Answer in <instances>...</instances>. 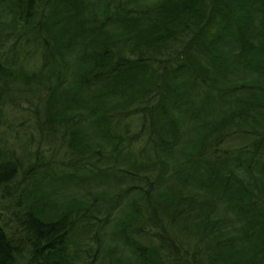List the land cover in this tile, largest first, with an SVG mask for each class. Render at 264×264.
<instances>
[{
	"label": "trees",
	"instance_id": "obj_1",
	"mask_svg": "<svg viewBox=\"0 0 264 264\" xmlns=\"http://www.w3.org/2000/svg\"><path fill=\"white\" fill-rule=\"evenodd\" d=\"M30 47L49 152L0 142V264H96L110 225L131 264H264V0H0V123Z\"/></svg>",
	"mask_w": 264,
	"mask_h": 264
},
{
	"label": "rangeland",
	"instance_id": "obj_2",
	"mask_svg": "<svg viewBox=\"0 0 264 264\" xmlns=\"http://www.w3.org/2000/svg\"><path fill=\"white\" fill-rule=\"evenodd\" d=\"M51 5H49L50 7ZM48 7V5H47ZM48 7V8H49ZM19 21L14 22V26L16 27V32L19 31ZM14 37H10V39L7 40L6 45L4 46V52L9 46L10 42L13 41ZM27 50V51H26ZM193 49L191 50V52ZM194 53V51H193ZM26 54L27 59L23 60V55ZM137 54V53H136ZM20 55V61L17 62L18 65L17 69L19 71H22V73H25V76L27 79H29V82L27 81L26 86H24L27 91L25 93H21V98L17 99L16 105L12 104H6L4 106V115L2 122L0 123V142L4 147H6L8 150H11L15 155L19 156L17 158L20 162V169L19 171L22 172L23 169H25L26 166L30 164V162L33 159V156L37 149L41 150L43 154H48L49 150H47L48 147V140L44 139L42 134L40 132H36V124H34V117L33 115H36L38 111H42L43 107L48 106L49 101V93L42 91L43 89L39 88V81L35 82V77L33 75H36V73L39 70L40 67V58H39V52L38 50H33L32 47L30 48H20L19 50ZM21 81V80H20ZM22 83V82H21ZM23 85V84H22ZM18 93V92H17ZM27 97L26 100L25 98ZM30 101V102H29ZM37 112V113H36ZM46 112V111H44ZM39 119V118H38ZM135 127H137V124H135ZM247 141L246 137L241 135L240 137L235 136V138L231 141V145H239L242 142ZM19 172V173H20ZM22 175V173H21ZM65 188L60 193H55L53 190V194H51L52 199H47V195L44 197L48 200L49 205L46 206L47 209L55 208L57 204H59V200L61 197V194L63 192V196L66 198H71L72 196H78L81 194L82 190L80 188V185L78 183L73 182L72 180L67 181ZM44 184L40 186V189L34 188L31 189H25L23 193H29L34 196L35 193L38 192L37 189H39V192H42L44 195V191H48L47 188H43ZM43 190H42V188ZM22 193V194H23ZM21 198V197H20ZM2 201L0 200V204ZM9 203V202H8ZM45 203V202H44ZM44 203L39 202L37 204V208L41 209V207L44 205ZM48 204V203H47ZM124 208L123 204H120L119 211L123 212L122 210ZM45 209L46 213L49 211ZM42 210V209H41ZM0 212H4L3 215H6V211L0 210ZM44 212V211H42ZM52 213L51 211H49ZM45 213V214H46ZM117 214V212H114ZM107 232H104V239L100 240L101 242V250H104L107 247H110L112 245L115 246V249H113V256L108 259V257H104L102 255V252H100V255L97 256V261H95L96 264H131L134 260V256L130 253L129 249L123 245L117 238L113 237L111 232V225L105 227ZM110 230V231H109ZM73 242L75 243V249H77V252L74 255V258L77 260V262L81 261H88L91 256L92 252L95 249V242L92 239H86L85 235L83 233H78L74 235ZM79 246V247H77ZM89 248L90 253H85L80 250L82 247ZM108 256V255H106ZM120 259V262L116 259Z\"/></svg>",
	"mask_w": 264,
	"mask_h": 264
}]
</instances>
